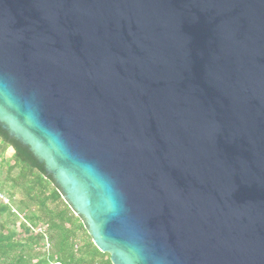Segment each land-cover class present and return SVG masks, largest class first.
Instances as JSON below:
<instances>
[{
	"label": "water",
	"instance_id": "1",
	"mask_svg": "<svg viewBox=\"0 0 264 264\" xmlns=\"http://www.w3.org/2000/svg\"><path fill=\"white\" fill-rule=\"evenodd\" d=\"M0 128L111 264H264V0H0Z\"/></svg>",
	"mask_w": 264,
	"mask_h": 264
},
{
	"label": "trees",
	"instance_id": "2",
	"mask_svg": "<svg viewBox=\"0 0 264 264\" xmlns=\"http://www.w3.org/2000/svg\"><path fill=\"white\" fill-rule=\"evenodd\" d=\"M0 167L4 170L0 191L8 185L14 196L18 190L22 211L28 212L17 222L10 205L0 201V264H111L109 255L93 245L84 219L70 209L44 167L1 128ZM38 228L44 234L36 232Z\"/></svg>",
	"mask_w": 264,
	"mask_h": 264
},
{
	"label": "rangeland",
	"instance_id": "3",
	"mask_svg": "<svg viewBox=\"0 0 264 264\" xmlns=\"http://www.w3.org/2000/svg\"><path fill=\"white\" fill-rule=\"evenodd\" d=\"M5 155L6 157H9L11 155V150H7ZM3 178H4V170L0 167V180H2ZM0 195L4 196L9 201V203L6 205H10L11 207L10 212L12 214L18 215L17 222H21L23 219H25V216L28 214V212L22 211L23 207L19 203V201L21 200V193L18 190H15V195L11 196L9 194V188L7 185L6 187H4L3 191H0ZM5 217L6 214L3 216L2 219H4ZM9 219L11 220V218Z\"/></svg>",
	"mask_w": 264,
	"mask_h": 264
},
{
	"label": "built area",
	"instance_id": "4",
	"mask_svg": "<svg viewBox=\"0 0 264 264\" xmlns=\"http://www.w3.org/2000/svg\"><path fill=\"white\" fill-rule=\"evenodd\" d=\"M0 201L2 202V203H4V204H8L9 203V201L4 197V196H2V195H0ZM36 232H38V233H40V234H44V229H42V228H38L37 230H36ZM49 247V244H48V242L46 241V248H48Z\"/></svg>",
	"mask_w": 264,
	"mask_h": 264
}]
</instances>
